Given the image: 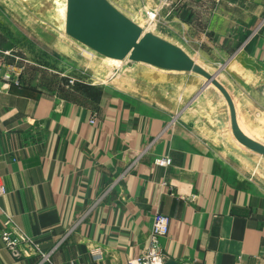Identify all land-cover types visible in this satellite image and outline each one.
Returning a JSON list of instances; mask_svg holds the SVG:
<instances>
[{
    "label": "crops",
    "instance_id": "1",
    "mask_svg": "<svg viewBox=\"0 0 264 264\" xmlns=\"http://www.w3.org/2000/svg\"><path fill=\"white\" fill-rule=\"evenodd\" d=\"M130 1L144 13L160 0ZM160 17L157 35L199 65H223L217 79L239 126L264 143V0H170ZM41 31L38 39L48 38ZM12 32L29 44L0 37V264H127L147 250L157 212L171 217L161 239L166 262L264 264V173L253 150L236 144L249 155L243 161L220 145L213 110L184 102L200 76L179 85L166 74L151 89L80 80L68 88L48 78L47 70L59 72L49 69L43 43ZM14 53L32 65L37 58L43 74L25 68L20 84L6 80L17 74ZM163 156L169 166L156 164ZM7 214L51 252V263L10 253L1 238Z\"/></svg>",
    "mask_w": 264,
    "mask_h": 264
},
{
    "label": "rangeland",
    "instance_id": "2",
    "mask_svg": "<svg viewBox=\"0 0 264 264\" xmlns=\"http://www.w3.org/2000/svg\"><path fill=\"white\" fill-rule=\"evenodd\" d=\"M109 1L133 21H137L143 25L145 32L151 31L158 33L154 25H149L146 22V17L142 16L144 15L143 10L140 11V9H137L136 6H134L135 3L133 1ZM0 9L2 10L0 29L3 30L11 25L12 29L10 32H12L14 26H16L18 27V30L22 31L28 36V38L30 36V39L35 41L36 44L38 43L41 46V43H43V47L49 50V60H47L50 65L49 69L58 70L59 72L55 73L45 69L51 74L48 75V78L51 81H54L57 80V78L62 77L65 79V83H67V85L69 84L68 88H76L77 85L82 84L79 83L78 80H80L82 82L85 81L95 84L99 87L114 83L136 90L139 86L143 88V85L151 89L153 87L154 79L159 77L164 78L166 74L178 79L179 85L185 82L190 85L192 82L191 76L197 74L194 72L162 69L147 63L135 62L129 58L119 60L101 55L67 34V0H0ZM41 30L48 31V38L44 40L38 39L41 38ZM10 32L7 36L0 33V37H3V39H1L4 43H9V37H14L19 39L20 44H22L24 48L28 46L29 43H27V38L22 37L21 33H18L16 37L13 32ZM27 50H29V48ZM17 51L23 55V52L20 49ZM14 54L17 56L15 58L18 61L14 63L18 68L17 74H14V76L20 78L25 68L26 72L31 71L35 75L43 74L40 73V70H38L39 68H37L39 67L38 64L41 63L37 58H34L35 60H33L32 65L28 58L20 56L17 53ZM36 56L37 54L35 53V57ZM202 67L212 75L217 76L219 69L223 67V65L218 67L215 66L212 69L204 66ZM197 75L204 81H201V84L199 83L197 86L190 85L191 88L194 89V92L190 98L184 100V102L189 103L195 99L196 103H204L206 109L207 107L209 108L208 111L212 112L211 110H213L214 113H211L210 117L213 122H215L214 126L217 135L222 139L223 143L219 141L220 145L234 158L240 157L243 161L245 159L248 160V153L244 154L246 151L238 147L242 143L239 144L233 130H231V112L229 111L230 113H228L225 103H223L220 97H218L220 95H217L218 91L220 93L221 91L214 84L207 83L205 77L199 74ZM165 79H169V76H166ZM70 80H73V82H71L72 84L69 82ZM226 106L229 107L228 102L226 103ZM236 144H238V146ZM242 146L245 145L242 144ZM240 151H242V153ZM255 156L254 159L259 163L258 173H264V156L257 152Z\"/></svg>",
    "mask_w": 264,
    "mask_h": 264
},
{
    "label": "water",
    "instance_id": "3",
    "mask_svg": "<svg viewBox=\"0 0 264 264\" xmlns=\"http://www.w3.org/2000/svg\"><path fill=\"white\" fill-rule=\"evenodd\" d=\"M66 32L103 56L147 63L162 69L194 72L214 84L226 98L236 139L264 156V143L247 135L239 126L228 90L199 65L185 49L154 32L147 31L109 0H67ZM169 260L166 264H175Z\"/></svg>",
    "mask_w": 264,
    "mask_h": 264
},
{
    "label": "built area",
    "instance_id": "4",
    "mask_svg": "<svg viewBox=\"0 0 264 264\" xmlns=\"http://www.w3.org/2000/svg\"><path fill=\"white\" fill-rule=\"evenodd\" d=\"M170 3V0H160L154 7H145L144 15L146 22L149 25H156L160 21V14L164 8ZM4 77L8 81H13L16 84H20V78L9 73L4 74ZM92 123H95V119H91ZM172 163V158L169 156H163L156 159V164L160 166H169ZM7 193V189L3 182L0 180V201L1 198ZM1 210V203H0ZM171 217L165 213L157 212L153 217V223L151 228V234L149 239V246L147 250L139 256L132 257L128 260L127 264H166L165 256L161 248V239L168 235L170 230ZM14 220L11 215H6L3 221V228L1 230V238L10 251V253L16 258L31 257L39 255L41 257V263H51V252H44L37 241L28 237L23 232L14 228ZM96 256H101V250H94Z\"/></svg>",
    "mask_w": 264,
    "mask_h": 264
},
{
    "label": "bare ground",
    "instance_id": "5",
    "mask_svg": "<svg viewBox=\"0 0 264 264\" xmlns=\"http://www.w3.org/2000/svg\"><path fill=\"white\" fill-rule=\"evenodd\" d=\"M137 22V21H136ZM137 24H139L143 29H144V26L143 25H141L139 22H137Z\"/></svg>",
    "mask_w": 264,
    "mask_h": 264
}]
</instances>
